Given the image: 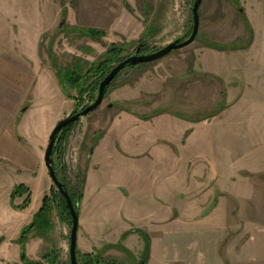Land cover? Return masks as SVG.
Here are the masks:
<instances>
[{
  "label": "rangeland",
  "instance_id": "rangeland-1",
  "mask_svg": "<svg viewBox=\"0 0 264 264\" xmlns=\"http://www.w3.org/2000/svg\"><path fill=\"white\" fill-rule=\"evenodd\" d=\"M194 1L0 0V49L16 51L17 48L20 54L19 66H29L35 69L33 71L34 80L27 86L20 85L19 88H23V93L17 92V97H51L53 99L49 103L50 111L46 113L47 125L43 127L44 130L41 133L43 144L40 149L30 150V152H36L39 161L43 163L45 180L50 181V187L45 189L42 195L37 189L31 192L29 186L19 183L28 187L31 196L33 193L27 207L32 203L34 207L36 205L34 213L42 205L45 195L49 199L50 227L46 235L29 234L27 243L34 239L30 255L26 253L25 246L26 257L31 263L49 264L43 256L51 253L53 262L50 264H70L71 217L65 200L64 203L61 201L60 196L62 195L48 174L43 156L54 126L61 119L80 112L93 103L98 94L99 83L106 75L101 77L96 88L93 86L91 90L80 95L73 86L65 85L63 89L59 75L56 74L57 69L59 67L70 68L74 64L87 69L103 59L113 47L120 50L116 54L121 61L133 55L138 45H141V48L137 54H150L175 39L184 41L192 31L191 8ZM84 2H89V6H84ZM106 6L116 10L115 22L111 20L104 22L97 19L99 12L107 9ZM83 7L95 13L93 19H80V10ZM40 15H45L43 20L41 17L40 20L36 19ZM79 29L98 30L101 34L94 36L81 34ZM213 44L223 48L216 49L210 46ZM253 61L256 63L264 61V0H202L199 7V28L194 41L185 47L172 50L160 59L131 64L120 70L106 88L101 104L72 122L67 130L60 131L55 140V151L51 155L53 168L58 180L72 193L77 205V208H74L77 216L86 183L89 153L102 133L116 120L122 119L128 112L140 113L142 115L137 116L144 120L162 113V115L178 120L181 126H179V131L188 125L191 129L198 125H210L211 127L219 125L214 128L220 130L225 128L227 131L229 125L234 124L233 120H230L229 115L224 116L223 119L219 115L225 104L234 101L241 93L243 86L245 88L248 84L251 86L253 83L256 84L258 79L252 81L253 71L248 68L245 76L240 70L242 65ZM119 62L110 63L108 71ZM261 72L263 71L260 70ZM92 80H95V77H90L88 82ZM251 86L245 89V94L247 93L245 97L252 93L250 92ZM225 92L227 98H225ZM132 95H136L133 97L137 98L136 104L128 101V97ZM171 98H173L172 105H170ZM24 106H28L27 101ZM33 130L32 125H28L24 130L20 129L17 134L35 138L37 132L34 134ZM221 136L223 142L233 143L234 141L233 133ZM21 142L32 147L29 139H22ZM175 142L183 145L186 138H180ZM248 150L244 154L248 152L249 159L263 157L258 154L263 151L260 147H255L254 151ZM0 164L2 165L0 168L3 169L2 174L6 175L3 182V190L6 191L7 186L11 188L14 183H18L17 173L19 171L16 166L11 168L7 165L5 160ZM243 173H246L245 168ZM247 174L248 177L246 175L245 177L248 181H245L242 187L243 206L246 201L250 203L253 200L252 192H264V180L250 181V173ZM227 177L230 178V176ZM227 177L221 185L223 190H219L222 196L226 195V199L222 198L224 199L222 205L233 208L236 203L228 193L235 192V184ZM82 181H84V186L81 199L78 200ZM2 193L1 191L0 213L4 217L2 209L10 208L12 205L6 193ZM24 199H26L25 193L15 197L13 203L20 205L25 201ZM227 216L235 220L234 214ZM242 216L250 218L257 215L246 213ZM5 232L7 231H3V228L0 229V241L1 234ZM8 232L11 234V231ZM18 237L19 235L17 239ZM113 248L116 249L110 251L111 254H107L106 247L101 251H88L76 246L77 264H88L84 259L87 253H97L101 257V264H136V262H130L129 252L123 247L116 246L108 249ZM145 249L147 246L143 250ZM19 263L23 264L20 260ZM0 264H5V262L0 260Z\"/></svg>",
  "mask_w": 264,
  "mask_h": 264
},
{
  "label": "crops",
  "instance_id": "crops-1",
  "mask_svg": "<svg viewBox=\"0 0 264 264\" xmlns=\"http://www.w3.org/2000/svg\"><path fill=\"white\" fill-rule=\"evenodd\" d=\"M83 5L89 6V2ZM99 14V21L117 19L116 10L109 7ZM94 15L86 7L80 10L81 20H91ZM4 49H0V163L5 160L11 168L16 166L17 185L24 183L31 192L37 189L43 195L50 181L45 180L38 154L30 150L43 144L41 133L53 99L17 97L23 93L19 86L34 80L35 69L19 66L17 48ZM248 64L241 66V74L246 76L249 68L252 81L258 80L253 86H241L236 99L222 108L219 116L229 115L234 123L227 131L216 129L219 125L193 129L188 125L179 131L178 120L162 113L144 120L137 116L142 114L128 112L102 133L88 157L78 209V248L101 251L106 247L111 254L116 248L109 247L121 246L136 264H264V192H252V203L246 201L243 206L247 173L253 179L250 181L264 180V61ZM248 86L252 93L245 97ZM135 96H129L128 101L136 104ZM172 102L173 98L170 105ZM28 125L41 135L29 138L17 134ZM226 133H233V143L223 142L221 135ZM18 135L21 140L29 139L32 147L24 145ZM180 138H186L183 145L175 142ZM255 147L263 149L258 153L261 159L244 154ZM1 170L0 192L9 197L16 184L4 191L6 175ZM226 177L235 184V192L228 193L236 203L233 208L222 205L226 195L220 190ZM35 209L33 203L24 210L2 209L0 229L7 232L1 234L0 260L5 264H20L16 239ZM246 213L257 216L243 218ZM228 214H234L235 220ZM33 243L34 239L26 244L28 255Z\"/></svg>",
  "mask_w": 264,
  "mask_h": 264
},
{
  "label": "trees",
  "instance_id": "trees-1",
  "mask_svg": "<svg viewBox=\"0 0 264 264\" xmlns=\"http://www.w3.org/2000/svg\"><path fill=\"white\" fill-rule=\"evenodd\" d=\"M79 33L91 35V36L101 34L100 31H98V30L96 31L93 29H84V30L79 29ZM210 46H213L216 49H222L223 48V47H220L218 45L216 46L215 44L210 45ZM140 48H141V45H138L135 48L134 53H136V52L139 53ZM119 51L120 50L118 48H116V49L114 47L111 48L109 50V52L104 55L103 59H101L98 63L88 67L87 69H83L80 66H77V64L76 65L74 64L73 67H70V68L69 67L60 68L58 66L60 69L58 68L57 71L56 70L55 71H56V74L59 75L58 78L60 80L61 86H63V89L65 88V85L70 86V87L73 86L78 90L80 95H82L85 91L91 90L93 86L96 88L101 77H103L105 74H107L109 72L108 71V69H110L109 64L110 63L112 64L116 61L117 62L120 61L118 55L116 54V52L118 53ZM126 66H131V64L126 65ZM55 68H57V67L55 66ZM90 77H93V78L95 77V80L88 82ZM114 78H113V80H114ZM108 85H107V87H108ZM105 91H106V89H105ZM71 124L72 123L65 126L60 131L67 130L71 126ZM58 133H57V136H58ZM54 151H55V146H53L52 155H53ZM83 186H84V181H82V183H81L80 194L78 195V200L81 199V191L83 190ZM65 190L67 191V193H68V195L72 201V204H73L74 208L76 209L77 205L75 204V200L73 198L72 193L70 192L69 188H67V186L65 187ZM24 193L26 194V199H24L25 201L20 205H15L13 203V199L17 196H21ZM30 197H31V193H30L28 187H26L24 184L16 185L13 188V190L11 191L10 196H9L10 203H11L12 207L14 209H18V210H24V208L27 207V205L30 203V199H29ZM60 198H61V201H63V203H64L63 197L60 196ZM48 200H49L48 196L45 195L42 199V203H41L42 205L40 206L38 211L34 213L29 224L24 226L19 233L17 243L19 244V247H20L19 258L23 264H35V263H31L27 259L26 254H25V246H26L29 234L32 233L33 235H37V236H45L46 232L48 231V229L50 227V220H49L50 209L48 206ZM64 207H65V209H67L66 206H64ZM117 247H119V246H117ZM76 255H77V250H76ZM43 258L49 264L51 262H53V258L51 256V253H46L43 256ZM84 259H85V262H88V264H101L102 263L101 257L97 253H87L84 255ZM140 264H143V261Z\"/></svg>",
  "mask_w": 264,
  "mask_h": 264
},
{
  "label": "water",
  "instance_id": "water-1",
  "mask_svg": "<svg viewBox=\"0 0 264 264\" xmlns=\"http://www.w3.org/2000/svg\"><path fill=\"white\" fill-rule=\"evenodd\" d=\"M202 0H195L193 2L191 13H192V31L190 36L185 39L184 41H180V39H175L168 43L166 46L162 47L161 49L150 53V54H137L134 53L133 55H130L123 60H121L118 64H116L114 67L111 68V70L103 77V79L99 83L98 87V94L90 105L86 106L83 110L80 112L70 114L64 119H61L58 121V123L54 126L52 129L49 140L47 143V146L44 151V164L48 170V174L53 182V184L57 187L59 193L63 196L67 208L69 210V214L71 217V229L69 234V259L70 264H77V257H76V245H77V228H78V216L76 213V210L74 209V206L72 204V201L65 190L64 185L58 180L55 170L53 168V160H52V150L53 146L56 140L57 133L64 128L65 126L69 125L70 123L76 121L79 119L80 116L86 115L87 113L94 110L96 107H98L104 97V92L107 87V85L112 81V79L116 76V74L122 70L126 65L130 64H140V63H147L151 62L157 59H160L167 55L172 50L185 47L189 45L192 41H194L199 28V7Z\"/></svg>",
  "mask_w": 264,
  "mask_h": 264
}]
</instances>
